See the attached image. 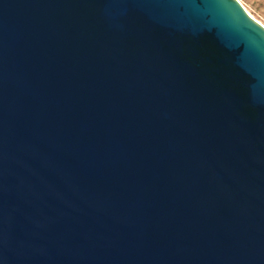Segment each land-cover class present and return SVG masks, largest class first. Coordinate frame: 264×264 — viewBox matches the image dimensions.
I'll list each match as a JSON object with an SVG mask.
<instances>
[{
	"label": "water",
	"instance_id": "95a60500",
	"mask_svg": "<svg viewBox=\"0 0 264 264\" xmlns=\"http://www.w3.org/2000/svg\"><path fill=\"white\" fill-rule=\"evenodd\" d=\"M0 264H264L238 0H0Z\"/></svg>",
	"mask_w": 264,
	"mask_h": 264
},
{
	"label": "rangeland",
	"instance_id": "374dc122",
	"mask_svg": "<svg viewBox=\"0 0 264 264\" xmlns=\"http://www.w3.org/2000/svg\"><path fill=\"white\" fill-rule=\"evenodd\" d=\"M247 13L264 27V0H238Z\"/></svg>",
	"mask_w": 264,
	"mask_h": 264
}]
</instances>
